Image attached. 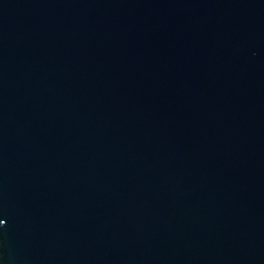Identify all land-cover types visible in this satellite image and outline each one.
<instances>
[{"label": "water", "instance_id": "obj_1", "mask_svg": "<svg viewBox=\"0 0 264 264\" xmlns=\"http://www.w3.org/2000/svg\"><path fill=\"white\" fill-rule=\"evenodd\" d=\"M0 264H264V0H0Z\"/></svg>", "mask_w": 264, "mask_h": 264}]
</instances>
